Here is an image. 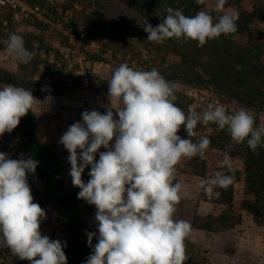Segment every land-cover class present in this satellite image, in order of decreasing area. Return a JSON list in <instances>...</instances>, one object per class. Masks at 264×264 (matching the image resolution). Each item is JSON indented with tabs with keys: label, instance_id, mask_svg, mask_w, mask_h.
<instances>
[{
	"label": "clouds",
	"instance_id": "clouds-1",
	"mask_svg": "<svg viewBox=\"0 0 264 264\" xmlns=\"http://www.w3.org/2000/svg\"><path fill=\"white\" fill-rule=\"evenodd\" d=\"M196 3L206 5V0ZM226 3L216 0L215 11L222 14L215 21L204 10L186 16L169 7L157 26L145 21L147 40L159 44L182 38L203 47L209 40L230 35L237 30L238 17L225 13ZM4 44L21 63L31 62L36 55L15 32L9 33ZM177 91L176 82L166 80L156 69L137 70L121 63L108 81L109 100L121 105L115 114L112 109L103 114L85 110L82 121L62 134L59 143L69 153L71 182L80 189L77 198L96 208L98 235L86 232L92 252L84 264H184L191 225L174 218L183 188L174 181L178 163L203 158L211 144L206 136L193 141L199 136L197 125L212 123L227 129L231 142L222 165L229 168L232 144L246 141L256 154L264 145V123L257 127L250 110L230 113L221 103H209L202 113L191 107L185 112L175 104ZM37 101L31 90L12 84L0 87V137L16 129ZM181 130L187 138L179 135ZM102 147L106 151H99ZM37 165L31 158L12 159L0 152V247L30 264H67L66 244L40 230L46 211L34 202L28 182V174H35ZM86 168H90L87 182L82 179ZM233 180L216 173L201 186L211 194L216 187L226 189Z\"/></svg>",
	"mask_w": 264,
	"mask_h": 264
},
{
	"label": "rangeland",
	"instance_id": "rangeland-1",
	"mask_svg": "<svg viewBox=\"0 0 264 264\" xmlns=\"http://www.w3.org/2000/svg\"><path fill=\"white\" fill-rule=\"evenodd\" d=\"M256 1L243 0L242 7L251 11ZM215 3L216 0H206L203 8L214 17V21L222 14L215 11ZM224 11L237 14L231 6H225ZM10 13L12 17L8 19ZM164 16L165 9L155 12L145 0L139 4L136 0H46L43 7L34 6L31 0H0V67L7 72L4 78H0V87L5 84L17 86L18 80L30 89H38L32 94L38 100L33 110L37 116L36 133L43 144L42 158L49 168L65 179L69 195L82 207L86 243V232H97L96 208L77 198L80 189L71 182L69 153L59 140L74 122L82 121L85 110L103 114L112 109L115 114V109L121 105L109 100L108 81L121 63L136 69L135 63L143 66L145 71L156 69L166 80L176 82L188 107L197 113H202L209 103H221L230 113L241 108L250 110L257 127L264 123V109L222 99L211 87H194L185 81L182 76L190 72L177 68V65L182 63L180 50L186 41L172 38L159 44L150 42L143 29L146 20L157 26ZM261 27L264 29V23ZM12 32L22 35L24 41H33L25 46L36 53L31 62L21 63L7 51L4 41ZM223 40L244 42L235 34L221 35L212 42L222 44ZM194 44L192 42L193 47ZM235 54L236 51L232 53ZM45 86L47 91H42ZM21 125L22 119L16 129L0 137V152L7 153L12 159L30 158L21 147ZM197 126L199 136L193 137L194 141L206 136L211 144L203 158L182 159L177 165L174 181L183 186L174 218L186 220L191 225V232L185 240L186 257L201 264H264V222L255 223L252 216L241 208L245 199L243 181L234 184L233 198V217L240 216L241 222L228 229L215 220L207 225L211 217L216 219L225 208L213 202L217 187L208 194L201 182L216 173L229 175V171H242L243 159L228 152L230 168L223 166L226 151L212 142L217 125ZM99 151L106 149L102 147ZM96 159H99V152ZM203 162L205 168H202ZM89 171L90 168H86L82 174L85 182L90 179ZM28 182L34 202L46 211L47 218L40 228L42 235L65 244L67 235L60 223L52 189L42 184L36 171L28 174ZM96 242L93 238V245ZM14 260L17 259L12 258L10 264H15ZM20 262L30 264L26 260Z\"/></svg>",
	"mask_w": 264,
	"mask_h": 264
},
{
	"label": "trees",
	"instance_id": "trees-1",
	"mask_svg": "<svg viewBox=\"0 0 264 264\" xmlns=\"http://www.w3.org/2000/svg\"><path fill=\"white\" fill-rule=\"evenodd\" d=\"M142 0H136L139 4ZM155 12L160 9L171 7L180 9L186 16H192L203 10L205 5H198L196 0H145ZM243 0H227L225 6H231L237 10V30L232 33L244 39L243 43H235L223 40V43H213L209 40L203 47L197 46V41H186L182 46L180 54L182 63L177 68H185L190 74L182 76L185 81L194 87L207 86L214 89L222 99H233L250 108L264 109V2L256 1L251 11L242 7ZM34 6L43 7L46 0H31ZM5 15V14H4ZM9 15V14H8ZM167 15V12H166ZM11 13L9 15L10 19ZM31 37V36H29ZM36 38V36H34ZM24 38V37H23ZM33 41H25V46L31 45ZM192 42L195 43L193 47ZM26 46V47H27ZM236 51L235 55L232 53ZM7 75L6 70L0 67V78ZM17 86L37 92L38 89H30L25 83L17 80ZM175 104L185 112L188 111V103L184 95L178 90ZM21 125V147L23 151L33 160L38 161L36 173L42 184L53 191V199L59 210L60 223L64 229L67 239L66 247L63 249L67 264H84L92 249L86 243L83 235L85 231L83 210L80 204L69 195L65 179L58 176L56 171L49 168L43 161V144L39 140L37 128V116L32 109L26 116L22 117ZM196 127L195 131L197 130ZM213 145L222 147L225 151L231 142L227 129L220 130L217 127ZM187 138L183 130L179 133ZM193 139V137H192ZM194 141V139H193ZM195 142V141H194ZM229 153L236 154L243 159L242 171H229L234 177L233 183L226 189L217 187V195L213 202L223 205L224 210L216 219L211 217L208 222L210 226L214 220L218 225L226 229L234 227L241 222V217L234 218L233 198L235 193L234 184L240 181L245 185V199L241 208L250 214L255 223L264 222V145L254 153L247 145L232 144ZM205 162L202 168H205ZM17 259L14 263L20 264L21 260L12 255L7 247H0V264H10L11 259ZM184 264H201L188 259Z\"/></svg>",
	"mask_w": 264,
	"mask_h": 264
},
{
	"label": "built area",
	"instance_id": "built-area-1",
	"mask_svg": "<svg viewBox=\"0 0 264 264\" xmlns=\"http://www.w3.org/2000/svg\"><path fill=\"white\" fill-rule=\"evenodd\" d=\"M3 3H4V2H3ZM67 56H68V55H67ZM134 65H135V68H136L137 70H144L143 66H136L135 63H134ZM70 66H73V64L70 63Z\"/></svg>",
	"mask_w": 264,
	"mask_h": 264
}]
</instances>
